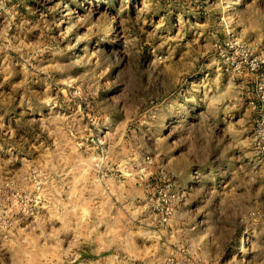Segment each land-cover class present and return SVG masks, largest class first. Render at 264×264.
I'll return each mask as SVG.
<instances>
[{"label":"rangeland","instance_id":"rangeland-1","mask_svg":"<svg viewBox=\"0 0 264 264\" xmlns=\"http://www.w3.org/2000/svg\"><path fill=\"white\" fill-rule=\"evenodd\" d=\"M11 2L0 264H264V0Z\"/></svg>","mask_w":264,"mask_h":264},{"label":"built area","instance_id":"built-area-1","mask_svg":"<svg viewBox=\"0 0 264 264\" xmlns=\"http://www.w3.org/2000/svg\"><path fill=\"white\" fill-rule=\"evenodd\" d=\"M13 0H0V11L3 10L9 2ZM261 64L258 62L251 65L252 70H256ZM240 67V66H239ZM258 108L260 109L258 119L253 129V145L255 150L264 160V81L257 85Z\"/></svg>","mask_w":264,"mask_h":264},{"label":"crops","instance_id":"crops-1","mask_svg":"<svg viewBox=\"0 0 264 264\" xmlns=\"http://www.w3.org/2000/svg\"><path fill=\"white\" fill-rule=\"evenodd\" d=\"M13 1H15V2H11L10 4H9V11H11V13H13V14H15V15H18V16H21L22 15V13H21V10H19L17 7H16V2H18V0H13ZM249 75H253V74H250L249 72H247L246 73V76H249Z\"/></svg>","mask_w":264,"mask_h":264}]
</instances>
